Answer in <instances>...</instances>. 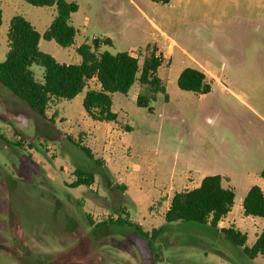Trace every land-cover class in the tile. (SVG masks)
<instances>
[{
    "label": "rangeland",
    "instance_id": "1",
    "mask_svg": "<svg viewBox=\"0 0 264 264\" xmlns=\"http://www.w3.org/2000/svg\"><path fill=\"white\" fill-rule=\"evenodd\" d=\"M67 1L78 5L69 21L75 45L108 38L105 51L127 52L141 66L153 41L164 39L142 12L166 39L175 40L179 48L157 71L168 101L157 93L149 103L152 112L138 107L137 82L125 95L114 93L113 127L124 131L118 138L104 134L106 123L87 117L84 93L51 102L46 109L51 124L0 85V264H264V256L249 260L207 226L164 225L163 218L174 192L190 190L199 180L192 171L172 176V169L195 168L203 176L223 175V187L233 189L228 220L246 233L247 247L261 231L264 220L245 217L239 200L264 171V0H196L222 8V21L170 20L163 5L149 0ZM0 9V62L13 16L42 33L55 15L54 7L23 0H0ZM39 49L59 63L80 60L71 46L54 41L41 39ZM198 67L208 74L210 92L180 90L179 73ZM31 69L42 80L43 70ZM67 137L81 138L103 165L90 162ZM109 141L120 149L110 145L105 151L101 145ZM75 169L93 173V184L70 188ZM118 217L147 233L162 229L150 240L108 222Z\"/></svg>",
    "mask_w": 264,
    "mask_h": 264
},
{
    "label": "trees",
    "instance_id": "2",
    "mask_svg": "<svg viewBox=\"0 0 264 264\" xmlns=\"http://www.w3.org/2000/svg\"><path fill=\"white\" fill-rule=\"evenodd\" d=\"M33 7H54L55 16L40 35L35 28L21 15L13 16L6 32L7 51L0 62V85L13 97L23 102L35 115L48 123H54L53 117H47L46 109L53 101L72 100L85 88L82 108L89 119L95 122H114L117 115L111 110L114 93L127 94L137 82L143 89L138 94L136 105L152 112L150 100L157 93L163 94L167 101L165 87L157 76L163 58L156 55L152 47L139 66L136 57L127 52L110 54L99 52L100 45H109V39H93L91 44L81 43L76 49L80 57L77 65L57 62L52 56L39 50L40 39L54 41L61 48L73 45L76 30L70 25V17L78 10L74 1L67 0H23ZM152 3L166 5L171 0H149ZM2 12L0 9V26ZM149 48V46H147ZM43 70L42 80L34 77L31 67ZM95 79L98 89L87 88V82ZM177 87L196 95H205L211 88L205 81L203 72L183 69L177 78ZM72 141L85 157L102 166L103 162L94 157L91 150L82 144L81 138ZM264 178V171L261 172ZM75 180L70 188L89 187L93 184L94 174L79 169L74 170ZM234 192L222 185L219 175H208L202 178L198 187L191 190L175 192L164 213V225L176 223H194L209 227L225 237L232 245L242 248L243 254L253 260L258 255L264 256V228L257 235L254 243L245 246L247 236L234 227L219 228V222L227 216L234 205ZM242 213L245 217H257L264 220V194L258 186H252L242 200ZM109 223L129 226L144 238L153 240L162 228H153L149 233L141 230L126 218L118 217L108 220Z\"/></svg>",
    "mask_w": 264,
    "mask_h": 264
},
{
    "label": "crops",
    "instance_id": "3",
    "mask_svg": "<svg viewBox=\"0 0 264 264\" xmlns=\"http://www.w3.org/2000/svg\"><path fill=\"white\" fill-rule=\"evenodd\" d=\"M127 1H129V3L132 5V0H127ZM159 5V4H158ZM166 9H167V11H168V14L170 15V20L171 19H175V20H201V21H203V20H210V19H213V20H215V21H222V20H224L225 18H226V13L222 10V8H219V7H217V6H215V4L212 2V3H206L205 5L203 4H199L196 0H171L168 4H166V5H163ZM1 12H2V10H1ZM55 16V15H54ZM142 17H143V19L146 21V23H148L150 26H151V28L153 29V30H155V31H157L161 36H163V42H157V41H153V43L151 44V45H153L154 47H155V49H156V52L157 53H159L158 55H160L162 58H163V61L162 62H164V61H167L169 58H170V56L172 55V53L176 50V49H178L179 48V44L175 41V40H173V39H166V35H165V33L157 26V24H155L154 23V21L152 20V19H150L146 14H144L143 12H142ZM52 21V20H51ZM88 23V19H85V24H87ZM2 24V23H1ZM48 27V26H47ZM46 30V29H45ZM44 30V31H45ZM43 31V32H44ZM42 32V33H43ZM42 33H39L40 35L42 34ZM94 39H97V40H103V39H108V38H94ZM41 40V39H40ZM40 40H39V43H38V47L40 46ZM93 40V39H92ZM83 43H86V42H83ZM81 44V43H80ZM80 44H77V45H75V42H73V45L71 46V48H73L74 49V51L76 52V49L79 47V45ZM87 44H91V43H87ZM110 45V44H109ZM104 46L105 45H100V47L97 49L99 52H102V51H105L104 50ZM40 50V49H39ZM41 51V50H40ZM131 55V54H130ZM185 55H187V57L190 55V54H188V53H186L185 52ZM5 56V55H4ZM133 56V55H132ZM4 59V58H3ZM189 59V58H188ZM3 61V60H2ZM79 63H80V60H79ZM78 63V64H79ZM64 64V63H63ZM67 65H70V64H67ZM193 69V68H192ZM196 70H199V71H201V72H203L204 73V75H205V81H206V83H209L208 81H207V77H208V74H207V72L204 70V69H202L201 67H198V69H196ZM158 71V70H157ZM180 74V73H179ZM215 80H213V81H215V82H218V83H221V81L218 79V78H214ZM93 83V85L91 86V84ZM164 85V84H163ZM140 87V86H139ZM165 87V86H164ZM87 88H93V89H98L99 88V85H98V83L96 82V80L93 78V79H91V80H89L88 82H87ZM85 91H86V88L81 92V93H84L85 94ZM143 92V89L140 87V89H139V93L138 94H140V93H142ZM80 93V94H81ZM166 93V92H165ZM80 94H78L76 97H75V99L80 95ZM138 94L136 95V98H137V96H138ZM113 96V95H112ZM83 97H84V95H83ZM83 97H82V100H83ZM163 99H164V97H163ZM165 101V100H164ZM167 101H168V98H167ZM167 101H165V102H167ZM111 110L113 111V113H115L116 114V112L113 110V108H112V105H111ZM47 115V114H46ZM117 115V114H116ZM117 119V118H116ZM98 123H105V122H98ZM115 123H116V121H114V122H109V123H106V127H105V131H104V134L106 135V136H108V135H111V134H113V135H116L118 138H120L123 134H124V131L123 132H121L120 130H117L118 129V127H113L114 125H115ZM95 141H96V139H95ZM83 144V143H82ZM112 146L113 148H115V149H120V147L118 146V145H115L112 141H109L108 143H105V142H103V144L101 145V146H104V149H105V151H106V148H108L109 146ZM122 149H124L123 147H122ZM118 160V159H117ZM119 160H123V158L122 157H120V159ZM126 163H127V165L129 164V160H126ZM137 164V162L136 163H134V165L132 166V169L133 170H138V165H136ZM130 167V166H129ZM184 171L185 172H190V171H192V172H194L195 174H196V176L197 177H199V180H198V184L194 187V188H196V187H198V185H199V183H200V181L202 180V178L203 177H205V176H203V175H200L199 173H198V171H197V169H188V170H185L183 167H181V169L180 170H177L176 168L175 169H172V171H171V173L173 174L172 176H177V174H183L184 173ZM220 177H222L223 175H219ZM261 176V175H260ZM262 180H264V178L263 177H261V180L260 181H256V186H258L261 190H262V192H263V194H264V181H262ZM221 182L223 183V180H222V178H221ZM228 187H225V188H230L229 186L230 185H227ZM252 187V186H251ZM193 189V188H192ZM250 189V188H249ZM248 189V190H249ZM191 190V189H190ZM233 190V189H232ZM247 190V191H248ZM247 191H246V193H247ZM177 192H179V191H177ZM175 193V192H174ZM173 196V195H172ZM235 199V198H234ZM171 200V199H170ZM243 200V199H242ZM169 204H170V202H169ZM241 204V206H242V201L241 200H239V205ZM168 207H169V205H168ZM168 207H167V209H168ZM233 207H234V205H233ZM233 207H232V209H233ZM166 209V210H167ZM232 209H231V211L227 214V216L225 217V218H223L220 222H219V224H218V227H219V225H223L224 223H226V225L224 226V227H219V228H228V227H234L235 229H238L236 226H235V224H234V222H232V221H230V220H228V217L230 216V214H231V212H232ZM166 212V211H165ZM163 218H164V216H163ZM264 228V224L262 225V227H261V231H262V229ZM239 230V229H238ZM260 231V232H261ZM259 232V233H260ZM242 233V232H241ZM258 233V234H259ZM244 234H246V233H244ZM258 234H256L255 235V239H256V237H257V235ZM247 236V235H246ZM255 241V240H254ZM246 242H247V240H246ZM254 243V242H253ZM252 243V244H253ZM245 246H246V243H245ZM251 246V245H250Z\"/></svg>",
    "mask_w": 264,
    "mask_h": 264
},
{
    "label": "built area",
    "instance_id": "4",
    "mask_svg": "<svg viewBox=\"0 0 264 264\" xmlns=\"http://www.w3.org/2000/svg\"><path fill=\"white\" fill-rule=\"evenodd\" d=\"M157 55V54H156Z\"/></svg>",
    "mask_w": 264,
    "mask_h": 264
}]
</instances>
